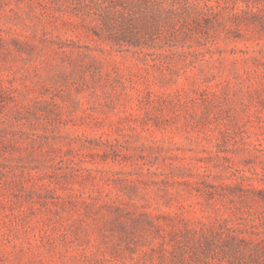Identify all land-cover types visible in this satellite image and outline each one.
Instances as JSON below:
<instances>
[{
    "label": "rangeland",
    "instance_id": "rangeland-1",
    "mask_svg": "<svg viewBox=\"0 0 264 264\" xmlns=\"http://www.w3.org/2000/svg\"><path fill=\"white\" fill-rule=\"evenodd\" d=\"M0 264H264V0H0Z\"/></svg>",
    "mask_w": 264,
    "mask_h": 264
}]
</instances>
